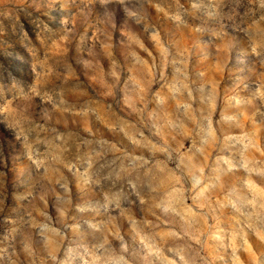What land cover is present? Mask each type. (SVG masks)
Returning a JSON list of instances; mask_svg holds the SVG:
<instances>
[{
	"label": "rangeland",
	"instance_id": "374dc122",
	"mask_svg": "<svg viewBox=\"0 0 264 264\" xmlns=\"http://www.w3.org/2000/svg\"><path fill=\"white\" fill-rule=\"evenodd\" d=\"M0 264H264V0H0Z\"/></svg>",
	"mask_w": 264,
	"mask_h": 264
}]
</instances>
